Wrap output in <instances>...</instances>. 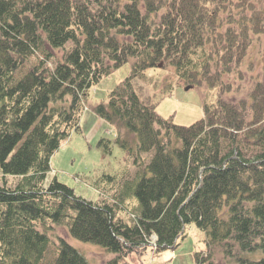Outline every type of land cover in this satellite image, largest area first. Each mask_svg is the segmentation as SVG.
<instances>
[{
	"label": "trees",
	"instance_id": "16d2710c",
	"mask_svg": "<svg viewBox=\"0 0 264 264\" xmlns=\"http://www.w3.org/2000/svg\"><path fill=\"white\" fill-rule=\"evenodd\" d=\"M130 57L131 73L92 107L134 176L103 173L96 200L56 174L45 184L53 153L81 130L89 88ZM158 66L217 88L200 119L176 123L140 98L133 78ZM98 145L110 153L112 139ZM0 172V264H91L64 236L51 243L56 225L127 264L176 246L191 222L207 233L195 264H264V0H0Z\"/></svg>",
	"mask_w": 264,
	"mask_h": 264
},
{
	"label": "rangeland",
	"instance_id": "374dc122",
	"mask_svg": "<svg viewBox=\"0 0 264 264\" xmlns=\"http://www.w3.org/2000/svg\"><path fill=\"white\" fill-rule=\"evenodd\" d=\"M72 44L71 41H68L65 48L51 50L53 51V59L50 60L52 67L58 60L64 58ZM256 56L255 61L259 55ZM44 57L45 50H37L19 68L16 76H22L30 66ZM132 62L133 57H130L129 60L114 68L109 74L102 76L89 88V103L80 120L81 130L73 131L53 153L50 160L51 171L47 174L45 184L56 174L61 181L74 187L77 194L96 200L103 196L92 185V182L103 173L121 174L127 168L128 172H124L125 175L120 177V181L134 176L137 167L129 159L127 151L115 141L116 127L99 117L92 107L97 102L107 100L110 91L131 73ZM255 65L254 72L256 73L260 71V64L255 62ZM246 74L248 75V72ZM133 85L143 101L154 103L160 115L171 117L174 122L179 124H191L200 119L204 114V103H213L217 90L216 87L206 83H196L187 88V83L184 82L175 66L149 67L143 74L133 78ZM102 137L112 139L110 153L104 152L98 145V141ZM18 178L11 174L5 176L6 182L11 185L16 183ZM3 182L4 179L0 172V184ZM112 189L114 191V188ZM113 191L106 190L104 193L106 192L105 195L111 197ZM128 201L133 202L132 197H129ZM124 216H126L125 213ZM126 217L128 220L130 219L128 216ZM58 235L64 236L91 264H111L110 260L115 253L102 244L82 240L72 235L66 225L53 227L50 233L52 244L54 241H59ZM206 238L205 230L199 228L194 222L187 223L184 235L180 236L176 246L163 248L157 252L148 249L147 253L140 258L131 254L127 264H195V252L205 248ZM254 255L261 256L264 253L256 252ZM216 264H226L219 254H217Z\"/></svg>",
	"mask_w": 264,
	"mask_h": 264
},
{
	"label": "water",
	"instance_id": "95a60500",
	"mask_svg": "<svg viewBox=\"0 0 264 264\" xmlns=\"http://www.w3.org/2000/svg\"><path fill=\"white\" fill-rule=\"evenodd\" d=\"M191 85H187L186 87L188 88V87H190Z\"/></svg>",
	"mask_w": 264,
	"mask_h": 264
}]
</instances>
